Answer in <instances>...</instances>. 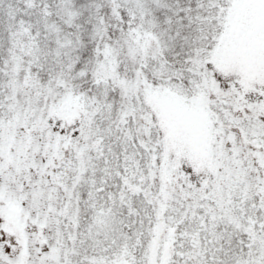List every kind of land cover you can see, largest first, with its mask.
<instances>
[{
    "label": "snow or ice",
    "instance_id": "6c2138e0",
    "mask_svg": "<svg viewBox=\"0 0 264 264\" xmlns=\"http://www.w3.org/2000/svg\"><path fill=\"white\" fill-rule=\"evenodd\" d=\"M0 264H264V0H0Z\"/></svg>",
    "mask_w": 264,
    "mask_h": 264
}]
</instances>
